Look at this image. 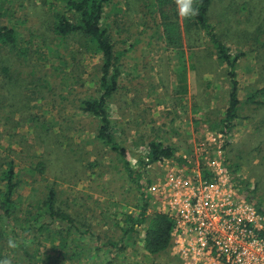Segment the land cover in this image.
<instances>
[{
  "label": "rangeland",
  "instance_id": "374dc122",
  "mask_svg": "<svg viewBox=\"0 0 264 264\" xmlns=\"http://www.w3.org/2000/svg\"><path fill=\"white\" fill-rule=\"evenodd\" d=\"M55 2L63 6L55 0H46V5L41 0H24L19 8L17 1L12 2L13 24L25 39L34 31L51 42L44 6ZM145 2L114 0L106 10L105 25L115 51L121 53L120 85L110 104V115L131 169L143 172L141 183H150V196H142L116 155L96 142L97 121L78 110L80 99L96 95L100 61L92 54L80 55L73 42L59 49L69 63L63 67L64 74L46 65L30 79L31 68L22 66L19 70L27 79L20 90L0 87V154L14 160L23 182L15 196L20 212H37L46 186L53 184L58 204L90 226L97 238L90 243L92 247L123 242L125 250L112 255L115 264H179L172 249L155 256L143 249L146 224L136 225L133 232L122 236L129 227L125 225L127 216L138 214L140 206L147 203L150 218L161 204L156 190L161 187L166 168L151 164L141 170L140 163L148 160L149 143L161 142L174 150L170 167L191 173L189 161L201 164L207 153L214 154L208 134L223 136L226 168L233 180L240 182L237 186L251 192L249 200L242 195L264 208V107L246 103L247 97L264 87V50L251 42L250 35L261 22L258 10L264 7V0H214L210 11V23L231 53L244 54L237 67L239 118L227 134L220 131L219 124L229 92L227 68L209 49L205 36L198 47L189 50L197 35L188 37L184 33L186 21L181 17L180 24L185 28L181 30L182 53L167 50L159 20ZM69 54L74 56L70 58ZM36 78L40 79L39 87L32 85ZM49 130L55 134L52 138L61 142V146L52 143L51 151L44 145ZM40 162L45 164L43 178L34 170ZM43 243L37 252L42 260L32 261L35 264H91L90 254L69 261L64 258L65 251L55 252L46 240ZM108 250L102 249L100 255L92 253V264L109 262L102 256ZM21 257L14 258L16 264H31L29 258Z\"/></svg>",
  "mask_w": 264,
  "mask_h": 264
},
{
  "label": "trees",
  "instance_id": "16d2710c",
  "mask_svg": "<svg viewBox=\"0 0 264 264\" xmlns=\"http://www.w3.org/2000/svg\"><path fill=\"white\" fill-rule=\"evenodd\" d=\"M13 1H17L20 8L24 0H0V87L3 90L12 87L20 90L27 79L19 70L22 66L31 68L32 72L30 74L32 75L29 76L30 79L34 78L35 71H39L40 67L44 68L46 65L53 72L62 71L64 74L63 67H66L69 63L66 56H63L59 49L62 44L68 42L77 44V52L80 55L92 54L97 56L100 63L96 81V95L80 99L77 107L80 113L97 121L96 142L116 155L124 173L131 181L138 184L143 196L150 183H141L143 172H135L131 169L127 150L117 139L109 111L110 104L118 93L121 77V53L115 51L111 33L105 25L106 10L114 0H55L63 6L56 5L58 2L49 3L47 7L44 6L47 8L46 14L48 15L45 27L51 37V42L48 37L39 33L38 37L34 31L30 32L28 39H25V36L19 31V27L15 23L13 24L15 21ZM145 1V6H150L152 14L159 20L157 25L161 30L165 48L181 54L183 46L181 30L184 31L185 28L180 24L177 15L176 0ZM213 1L195 0V6L199 9V14L191 19L184 20L187 27L184 33L188 37L191 34L198 36H194L195 42L188 46L189 50L198 47V43L205 36L210 45L209 49L214 52L218 61L227 68L229 92L224 117L219 122L220 131L227 134L232 129L234 121L239 118L241 101L239 99L237 67L240 58L244 54L239 52L234 56L210 23V11ZM41 4L46 5V0H41ZM263 8L261 7L258 10L259 18H262L261 22L254 33L250 35H253L251 42L255 46H262L264 50ZM44 53H46V56L42 58ZM71 55L74 56V54ZM71 55L70 58H72ZM40 60L43 61V65L39 64ZM16 61L18 65L14 67ZM53 62H56L57 65ZM39 80V78L33 80L32 85L39 87L37 84ZM18 86L19 88H17ZM246 103L264 107V87L255 90L252 95L247 97ZM48 134L50 136L44 142L48 150L53 149L51 147L52 143L61 146L60 140L52 138L55 135L53 131H47ZM147 150L148 160L140 163L141 170L151 164L171 159L174 155V150L161 142H150ZM34 170L37 176L45 177V164L43 162L35 165ZM233 181L236 186L240 183L238 179ZM22 183L14 160L0 154V259L7 258L16 264L14 258L22 255L29 258L31 264H35L32 261L42 260V256L37 252H39L40 247L43 248V242L46 240V243L50 244V249L55 252L58 249H62V252L65 251L64 258L69 261L90 254L89 261L91 264L92 253L100 255L102 249L108 248L109 250L104 254L102 253V256L109 259L106 264H115L116 258L112 255L113 253L117 255L125 250L123 242L107 243V245L105 244L100 248L92 247L90 243L97 238L90 226L75 216L68 208L64 209L58 204V194L53 184L46 186L44 197H42L39 207L36 208L37 212H20L15 196ZM239 188L241 194L249 200L251 192H244L242 187ZM147 205V203L141 205L138 214H131L126 217L125 225L128 223L129 227L125 228L122 236L133 232L136 225L146 224L143 249L152 256L160 255L171 250L173 221L168 216L159 213H153L148 218ZM257 208L264 211L262 206ZM9 239L16 241L17 248L10 249L8 247ZM120 243L122 244L119 245ZM12 254L15 255L14 258H11Z\"/></svg>",
  "mask_w": 264,
  "mask_h": 264
},
{
  "label": "built area",
  "instance_id": "2783aa9c",
  "mask_svg": "<svg viewBox=\"0 0 264 264\" xmlns=\"http://www.w3.org/2000/svg\"><path fill=\"white\" fill-rule=\"evenodd\" d=\"M207 141L214 154L201 164L189 161L191 173L174 170L169 159L154 163L166 168L155 213L173 221V255L179 264H264V211L238 191L225 165L223 136L208 134Z\"/></svg>",
  "mask_w": 264,
  "mask_h": 264
},
{
  "label": "clouds",
  "instance_id": "9594fccd",
  "mask_svg": "<svg viewBox=\"0 0 264 264\" xmlns=\"http://www.w3.org/2000/svg\"><path fill=\"white\" fill-rule=\"evenodd\" d=\"M177 15L184 19H191L199 14V9L195 6V0H176ZM15 240H8V247L10 249L17 248ZM0 264H11L7 258L0 259Z\"/></svg>",
  "mask_w": 264,
  "mask_h": 264
}]
</instances>
